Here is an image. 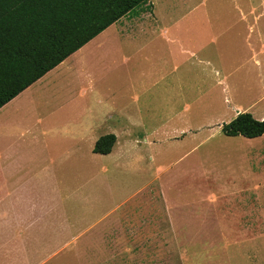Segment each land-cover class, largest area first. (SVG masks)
<instances>
[{"label": "rangeland", "instance_id": "374dc122", "mask_svg": "<svg viewBox=\"0 0 264 264\" xmlns=\"http://www.w3.org/2000/svg\"><path fill=\"white\" fill-rule=\"evenodd\" d=\"M239 29L232 45L226 47L227 39L221 44L226 53L232 49L239 54L241 67L231 87L243 108L259 92L248 88L254 72L248 63L246 25L241 22ZM194 41L192 36L189 42ZM136 42L148 47L142 52L144 61L153 57L151 39ZM172 46L176 49L164 67L151 69L144 62L139 82L131 68L136 52L125 47L121 56L133 58L125 67L131 68V80H114L106 93L109 108L97 110L94 136L112 129L119 133L127 120L145 126L138 137L157 138L154 147L139 149L145 160L142 171L118 174L112 162L89 159V145L81 142L80 179L75 176L61 186L49 182L42 228L0 239V264H264V137L246 142L241 136H224L216 127L228 118L220 87L206 94L200 84L203 55L198 48L191 57ZM214 48L209 45L207 56H215ZM137 58L141 61V53ZM154 72L158 74L147 75ZM155 78L160 81L154 83ZM209 79L210 87L216 79ZM249 114L259 120L264 101ZM243 155H249L248 161ZM103 168L110 181L92 182ZM155 176L154 188L130 197ZM62 227H67L66 235L58 234ZM64 237L69 239L56 242Z\"/></svg>", "mask_w": 264, "mask_h": 264}, {"label": "crops", "instance_id": "0c3cea01", "mask_svg": "<svg viewBox=\"0 0 264 264\" xmlns=\"http://www.w3.org/2000/svg\"><path fill=\"white\" fill-rule=\"evenodd\" d=\"M241 22L246 25L248 63L254 72L248 79L252 86L247 87L251 93L259 92L257 98L243 108L237 103L231 87L241 67L239 54L232 49L226 53L221 44L227 39L226 47L232 45V39L239 36ZM192 36L196 39L194 46H191L194 42H189ZM145 38L151 39L149 50L154 51L153 57L146 58V61L142 52L148 47H138L136 42ZM155 41L159 42L154 44ZM172 45L178 46L183 54L190 53L191 57L198 52L192 49H199L203 55L198 63L202 69L200 84L206 86V94L211 88L220 87V104L228 113L225 123L240 113L255 111L257 105L264 101V0H147L0 108V239L10 238L16 231L42 228L39 226L48 216L49 182L52 186H61L72 182L75 176L80 179V163L84 158L80 153L81 142L89 145V159L112 162L118 174L128 170L137 175L142 171L140 167L145 160L139 149L154 147L158 143L157 138L138 137L137 134H145V126L142 123L132 125L125 119L119 133L112 129L104 134L115 136L111 152L94 154L95 142L104 136H94L97 110L103 108L107 111L108 87L122 77L131 80V68L135 69L139 82L144 77L141 73L144 62L151 69L167 65L171 52L176 49ZM209 45L213 48L216 45L215 56H207ZM125 47H132L136 52V62H132L134 65L128 69L125 67L133 58L121 56ZM140 53L141 61H138ZM109 55L111 60L105 61L104 57ZM120 56L121 62L118 61ZM214 62H217L216 67ZM118 69L120 72L114 73L113 70ZM157 74L147 75L153 77ZM209 75L216 79L210 87ZM157 81L160 80L155 78L154 83ZM258 115L259 120H264V114ZM251 116L255 119L256 114ZM131 127L139 130L135 132ZM216 127L221 128V125ZM154 130L153 127L151 131ZM262 137L264 135L258 138ZM255 139L245 140L252 142ZM248 159L249 155H243V160ZM150 160L152 164V158ZM108 173L103 168L91 181L108 183ZM158 178L155 176L152 183L130 197L154 188V179L158 181ZM66 229L62 227L63 232H57L66 235L63 234ZM66 238L53 239L59 243Z\"/></svg>", "mask_w": 264, "mask_h": 264}, {"label": "trees", "instance_id": "16d2710c", "mask_svg": "<svg viewBox=\"0 0 264 264\" xmlns=\"http://www.w3.org/2000/svg\"><path fill=\"white\" fill-rule=\"evenodd\" d=\"M147 0H0V108ZM221 132L254 139L264 120L240 113ZM115 143L101 136L92 153Z\"/></svg>", "mask_w": 264, "mask_h": 264}]
</instances>
